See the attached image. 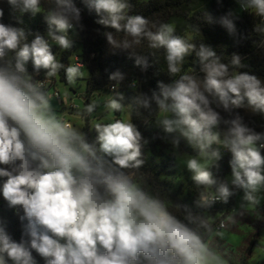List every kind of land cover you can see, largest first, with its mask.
<instances>
[{
  "label": "clouds",
  "instance_id": "obj_1",
  "mask_svg": "<svg viewBox=\"0 0 264 264\" xmlns=\"http://www.w3.org/2000/svg\"><path fill=\"white\" fill-rule=\"evenodd\" d=\"M13 11L41 13V0H7ZM96 23L124 32L129 39L118 41L105 32L113 48L128 50L149 41L151 48H164L168 71L181 72L184 59L195 52L203 79L185 73L172 83L158 82L151 96L141 94L135 102L158 111L157 125L172 136L179 148L184 139L197 156L186 161L199 192L198 206L227 203L234 189L242 190V200L258 203L255 193L264 188V133L243 123L237 114L225 119L217 109L231 114L247 103L252 112L264 114V83L247 72H230L214 49L197 46L175 35L171 24H160L155 31L141 15H128L127 0H82ZM242 10L264 17V0H240ZM4 15L0 9V18ZM231 14L219 23L235 34ZM45 35L0 22V177L6 178L0 193L10 207H20L23 233L14 241L0 226V264H36L34 250L46 264H219L220 258L188 223L173 215L166 203L143 190L125 169L143 166L142 147L147 143L132 122L115 120L95 123V143L53 112L39 81H33L27 63L46 76L65 67L57 61L51 40L61 49L73 42L70 30L82 28L81 9L73 0H54L44 16ZM210 19V17H209ZM153 27H156L153 25ZM256 31L264 33V28ZM14 52V60H6ZM137 67L146 71V56L132 55ZM231 65L242 68L241 57L233 54ZM71 84L82 75L80 66L65 68ZM110 80L122 81L119 71ZM119 99L106 107L121 111ZM215 105V107H213ZM95 103L86 106L91 114ZM221 125H224L223 130ZM143 142V143H142ZM221 149L231 153V188L209 170L222 158ZM187 209L186 206H184ZM189 223L211 231L207 219L187 214ZM221 227H224L223 223Z\"/></svg>",
  "mask_w": 264,
  "mask_h": 264
},
{
  "label": "trees",
  "instance_id": "obj_2",
  "mask_svg": "<svg viewBox=\"0 0 264 264\" xmlns=\"http://www.w3.org/2000/svg\"><path fill=\"white\" fill-rule=\"evenodd\" d=\"M238 1L240 0H127L131 5L128 15L145 17L149 21V28L152 31H155L160 24H171L175 28V35L195 44L197 48L201 44L212 47L221 62L229 66L230 72H247L257 76L264 83V33L256 31L257 28H264V17L242 10ZM73 2L81 9L80 23L83 27L74 31L70 30L67 33L68 38L73 42V46L69 49H61L49 40L57 61L65 67L59 69L56 75L51 76L53 82L42 86L41 90L47 95L48 89L57 85L58 76L61 80L67 81L65 68L70 66V57L76 51V44L80 43L81 53L76 56L82 62L80 67H86L89 72L86 77L85 109L89 105V96L94 93H108L112 99H119L122 94L124 99L120 100V103L124 107L121 111H115L113 121L120 119L123 109H127L130 122L137 126L142 137L147 141L142 147L143 166L139 169H125L124 171L144 191L164 201L173 215L188 223L189 227L207 242L214 230L222 228L220 221L225 220L227 215L233 211L235 196L239 189H234L235 194L229 198L227 203L218 201L209 207L198 206V194L204 189L197 187L189 174L186 175L185 183L176 184L175 155L166 154L161 144L164 138L171 135L161 129L154 128V122L158 118L155 104L151 109H145L135 102V98L142 93L151 96L154 90L158 91V82L172 83L185 73L195 75L202 80L204 73L200 71L195 52L185 57L180 73L171 75L168 71L164 48H151L147 39H142L140 44L134 45L128 50L113 48L109 45L105 32H111L118 41L126 38L131 40V37H126L124 32H116L115 29L105 28L96 23L98 17L95 12H89L82 0H73ZM40 6L41 13L33 16L31 13L13 11L7 0H0V9L4 13L0 22L24 29L29 33L28 42L34 38L36 33L45 35L47 39L48 26L44 16L54 7V0H41ZM228 14H231L230 18L235 24V34H229L219 23L220 17ZM72 33L76 34V38L70 37ZM233 54H238L241 57L244 67L238 69L231 65ZM132 55L146 56L150 67L146 71H142L135 65ZM14 56L15 53L10 52L5 59L14 60ZM26 67L34 82L45 78L44 70H41L39 74L34 72L31 61L27 63ZM116 71L123 74L122 81L109 79L110 75ZM63 108L66 107L62 106ZM217 111L225 119H232L238 114L249 128L258 133H264V114L252 112L246 102L242 108L233 110L231 114L224 112L223 109H217ZM84 118L86 123L82 128V133L89 143H95L97 133L90 125V118L87 116ZM221 127L223 130L224 125ZM182 148L186 150L187 146L182 145ZM263 152L264 150H262ZM221 154L222 158L209 170L217 180L226 181L225 177L231 174L230 160L232 156L229 151L225 153L222 149ZM0 167L5 166L0 165ZM5 179L0 177V187ZM193 187H196L197 191H194ZM188 211L194 216L207 219L211 231L209 232L196 223H189L187 220ZM215 213H220V217L217 220H211ZM22 215V209L17 211L16 207H10L0 193V226H3L7 234L16 242L28 239L23 233V225L27 221L20 220ZM32 255L36 264H46L45 260L34 250ZM242 264L248 263L244 261ZM260 264H264V261Z\"/></svg>",
  "mask_w": 264,
  "mask_h": 264
},
{
  "label": "rangeland",
  "instance_id": "obj_3",
  "mask_svg": "<svg viewBox=\"0 0 264 264\" xmlns=\"http://www.w3.org/2000/svg\"><path fill=\"white\" fill-rule=\"evenodd\" d=\"M240 7V1H238ZM71 38H76V34L72 33ZM82 46L76 44V51L70 57V66H82L77 64L76 54L81 53ZM82 75L75 79L74 83L63 81L58 76L57 87L63 97H67L69 103L66 108L62 106L57 97L54 95L55 87L49 88L47 96L51 108L58 119L65 118L71 123V127L82 133V128L86 123L85 116L90 118V125L94 127L95 123H110L114 120L115 111H111L106 107L112 97L108 93H94L89 96V104L95 103V110L89 114L85 111V95L86 92V77L88 69L80 67ZM52 81V77L45 76ZM53 82V81H52ZM75 103L77 107L70 106ZM121 120L130 121L129 111L123 109L120 115ZM158 119V118H157ZM154 128L163 129L157 125V120L154 122ZM172 136L164 138L162 148L164 152L175 155L177 164V175L175 182L177 185L185 183L186 175L192 177V173L187 170L186 161L194 156H197L196 150L192 148L184 139L180 140L179 148H175L171 143ZM182 145L187 146L183 149ZM264 153V152H263ZM225 180L231 181V174L225 177ZM197 191L196 187H193ZM244 193L239 190L235 196L234 209L225 218L226 226L218 228L212 232L207 240L211 249L217 253L220 258L219 264H242L246 261L248 264H260L264 261V188H261L255 193L258 203L250 204L242 200ZM220 213L213 214L211 220H217Z\"/></svg>",
  "mask_w": 264,
  "mask_h": 264
},
{
  "label": "built area",
  "instance_id": "obj_4",
  "mask_svg": "<svg viewBox=\"0 0 264 264\" xmlns=\"http://www.w3.org/2000/svg\"><path fill=\"white\" fill-rule=\"evenodd\" d=\"M76 62H77V64L78 63L82 64V62L80 61L79 57H76ZM37 81H39L42 86L47 85V84H49L51 82V80H49L47 78H42V79H39ZM54 95L57 97V99H58V101H59V103L61 105H63V106H67L68 105V103H69L68 98L66 96L65 97L62 96V94L60 93L59 88L57 86L54 89ZM70 106H72V108L73 107H77V105L75 103H71ZM119 120H121V118ZM62 121H64L65 123H67V124H69L71 126V123L68 120H66L65 118H63ZM222 151L225 152V153L227 152V150H225V149H222ZM19 209H20V207L17 206L16 210L18 211ZM222 223H223V225L225 227L226 226V222H225L224 219L220 221V226H221Z\"/></svg>",
  "mask_w": 264,
  "mask_h": 264
}]
</instances>
